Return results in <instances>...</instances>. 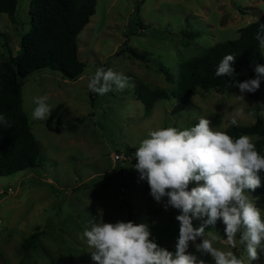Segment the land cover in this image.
<instances>
[{"label":"rangeland","instance_id":"rangeland-1","mask_svg":"<svg viewBox=\"0 0 264 264\" xmlns=\"http://www.w3.org/2000/svg\"><path fill=\"white\" fill-rule=\"evenodd\" d=\"M27 6L28 0H17L13 21L0 12V52L3 40L12 54L19 52V34L29 26ZM263 12L264 0H95L94 12L76 35L77 57L84 62L81 74L68 79L40 67L23 78L21 106L38 143L39 160L0 175V264H95L93 249L83 238L91 220L147 223L155 242L174 252L179 234L175 217L180 213L170 206L165 210L167 197L160 203L151 197L149 185L134 169L136 151L125 148L137 149L158 128H188L201 117L214 131L234 116L242 124L255 122L256 114L264 121V78L256 101L248 93L237 99L240 91L196 88L185 101L170 95L156 99L149 109L136 97L135 87L169 91L173 82L165 80L158 64L175 80L186 58L235 37L238 27ZM123 43L145 50L148 60L133 57L122 49ZM97 68L122 73L133 86L99 96L87 87ZM45 95L51 114L46 121L34 120V100ZM113 152L121 156L112 159ZM249 195L263 216L264 192ZM204 219H193V226ZM224 227L221 221L205 226L204 238L246 260L243 245L225 241ZM35 229L40 232L37 243L24 252L21 241ZM188 251L204 264H215L192 244ZM251 264H264V253Z\"/></svg>","mask_w":264,"mask_h":264},{"label":"clouds","instance_id":"clouds-1","mask_svg":"<svg viewBox=\"0 0 264 264\" xmlns=\"http://www.w3.org/2000/svg\"><path fill=\"white\" fill-rule=\"evenodd\" d=\"M261 33H264V24H260L255 36L259 46L264 48ZM235 61L236 56L225 55L215 76L232 77ZM254 72L255 78L236 84L241 93L235 96L237 99L243 100L244 93L259 89L264 65H256ZM132 86L129 77L104 68H97L87 85L99 96ZM34 103L32 118L46 121L53 109L48 97H37ZM0 121L6 123L3 117ZM231 124L238 126L236 116ZM135 159L134 169L140 180L149 185L151 197L157 203L167 197L165 210L170 206L180 213L175 217L179 222L175 251L155 242L147 223L91 220L83 238L93 249L91 258L95 264H204L188 251L190 244L197 252L210 255L215 264H251L264 253V219L249 195V191L262 186L259 173L264 171V156L256 150L251 136L233 138L214 131L210 121L201 117L188 128L167 127L149 132L136 149ZM193 183L196 186L190 188ZM204 217L199 227L193 226V219ZM218 220L225 226L227 242L244 246L246 260L214 248L212 241L204 238L205 226H214Z\"/></svg>","mask_w":264,"mask_h":264},{"label":"trees","instance_id":"trees-1","mask_svg":"<svg viewBox=\"0 0 264 264\" xmlns=\"http://www.w3.org/2000/svg\"><path fill=\"white\" fill-rule=\"evenodd\" d=\"M16 3L17 0H0V12H5L11 21L14 20ZM94 5L95 0H28L29 26L19 34V52L12 54L5 40L1 42L4 50L0 52V117L6 123L0 121V175L38 163V143L21 106L23 78L40 67L55 69L68 79L81 74L84 62L77 57L76 35L94 12ZM137 9L138 4L134 9L136 14ZM260 24H264V12L238 27L235 37L216 41L202 53L186 58L181 63L175 80L166 67L158 64V70L163 73L165 80L173 82L172 88L167 91L162 87L138 85L135 87L136 97L141 100L145 109H149L156 99L170 95L185 101L196 88L239 91L236 84L253 79L256 65L264 62V53L255 38ZM0 35L3 36V33L0 32ZM122 49L143 62L148 60L145 50H138L126 43H123ZM227 54L236 56L232 65L234 74L232 77H216V68ZM241 68L248 71L243 72ZM248 95L257 100L256 92ZM218 131L233 138L257 134L253 143L259 154L264 156V121L259 114H256L253 123H238V126L230 123ZM125 149L129 152L136 151L132 146ZM134 161L136 162L135 158ZM259 175L262 186L250 191L254 196H261L264 192V171ZM127 209L129 212L130 208ZM148 209L153 210V207L149 206ZM127 217L129 219L130 215L127 214ZM39 233L35 229L22 239L21 249L24 252L36 245ZM166 249L173 251L171 248Z\"/></svg>","mask_w":264,"mask_h":264},{"label":"built area","instance_id":"built-area-1","mask_svg":"<svg viewBox=\"0 0 264 264\" xmlns=\"http://www.w3.org/2000/svg\"><path fill=\"white\" fill-rule=\"evenodd\" d=\"M111 156H112V159H116V158H118L119 156H121V155H119L118 153H116V152H113V153H111ZM225 241L227 242V239L225 238ZM228 243V242H227ZM229 244V243H228Z\"/></svg>","mask_w":264,"mask_h":264}]
</instances>
